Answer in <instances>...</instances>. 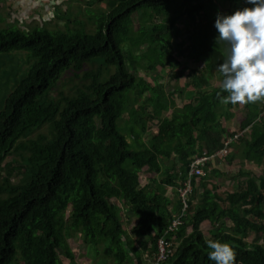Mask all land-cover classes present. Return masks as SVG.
<instances>
[{"label":"trees","instance_id":"trees-1","mask_svg":"<svg viewBox=\"0 0 264 264\" xmlns=\"http://www.w3.org/2000/svg\"><path fill=\"white\" fill-rule=\"evenodd\" d=\"M175 2L89 0L107 7L93 18V32L84 23L74 30H0V55L26 52L36 60L0 109V169L6 165L8 174L0 185V264H76L67 241L79 236L98 254L102 249L98 264H147L143 256H156L162 237L174 245L165 264H215L208 259L209 239L228 243L235 264H264V173L243 168L264 166V101L239 107V132L228 130L225 122L238 105L217 97L227 95L217 71L226 45L215 43L214 27L218 13L232 14L223 11L225 3L234 12L253 5L182 0V28ZM181 58L204 65L188 76L192 99L184 101V89L167 92L141 75L161 69L182 78L187 69ZM63 77L73 84L67 93L56 89ZM43 126L48 132H37ZM100 130L114 150L105 165L95 158ZM219 152L230 164L238 159L242 168L222 172L215 167ZM203 156L210 158L206 176L192 179L188 215L176 233L167 234L183 208L178 190ZM143 169L157 178L141 186ZM110 174L137 185L122 190ZM221 178L236 182L235 190L220 195L214 179ZM115 201L135 219L131 231L141 249ZM205 222L211 225L208 236Z\"/></svg>","mask_w":264,"mask_h":264},{"label":"rangeland","instance_id":"rangeland-1","mask_svg":"<svg viewBox=\"0 0 264 264\" xmlns=\"http://www.w3.org/2000/svg\"><path fill=\"white\" fill-rule=\"evenodd\" d=\"M10 0H0V30L6 28L11 29H18V30H33L36 27H43L46 26V29L49 31L61 29V30H74L80 27H84L83 23L85 24V27L89 32H93L96 29L95 23L93 21V18L99 16L102 11H106L107 7L106 5H99L95 4L90 5L89 0H34L31 5H28V0L25 3L22 2H15L16 8L13 10L9 7L12 5V2H9ZM182 6V0H176L174 5V13H178V16L180 18L179 25L182 27L185 24L186 18H183L181 16L183 10L181 8ZM29 10H27V9ZM234 6L229 5V3L224 4L223 11L225 14L228 12H234ZM18 11V15L15 16V12ZM40 11V12H36ZM59 13V17H61V20H58L56 17L53 16L52 12ZM12 13V16L11 14ZM41 14L39 17H37V20L34 18L32 19L30 16L33 14ZM44 14V17H43ZM9 15V16H8ZM5 16H7V21H5ZM181 16V17H180ZM31 19V20H30ZM14 24L10 26L9 24ZM185 26V25H184ZM183 28V27H182ZM27 30V31H28ZM146 50V49H145ZM144 49L142 50V52ZM180 60L183 61V68L187 69L185 76L179 79H175L174 75L177 74L176 71L172 70H166L161 71V69L158 70V72L151 73L150 75L145 74L144 71H142V76L144 79L149 83H160L163 84L166 88L167 92L173 91L176 87L180 89H184L185 96L184 101H187L189 99L193 98L194 89L190 87L189 85V79L188 76L191 75L192 71L195 70H202L204 68L203 64L198 63H192V61L188 59L181 58ZM36 63V60L34 58H31L28 53L26 52H12L7 55H0V109L3 107V101L4 98L10 94L20 83V81L27 75L31 67ZM94 69V68H92ZM114 70H112L113 72ZM155 74V75H154ZM67 77H63L62 80L57 85L56 89L63 90L65 93L68 92L69 88L73 86V84L67 83ZM66 81V83H65ZM220 81V76H217L216 79L212 82L213 85H218ZM76 84H82L83 82H75ZM66 84V86L63 87V85ZM177 93L174 95V98L178 99ZM53 95H55V92H53ZM52 96V95H51ZM183 101V102H184ZM182 101L179 102L181 105L183 103ZM238 107L232 109L231 116L232 119L228 122H225V125L227 126L228 130L230 132H239V123L242 119V110L239 109L242 105L237 104ZM158 122H154V125L157 126ZM153 129L150 131V133H156L157 129L155 127H152ZM37 132L39 133H47L48 127L43 126L41 127ZM104 140V134L102 130L98 131L96 134V142L100 147V152L95 155V158L101 159L102 163L105 165L108 163L109 159H111L113 155V148L111 146H107L103 143ZM220 156L215 159V167L218 166V168L224 172V173H235L238 169L242 168V166L237 162L238 159H235L233 164H230L229 161H226V158L224 156H221V153H218ZM13 156L9 157L6 161V164L11 162V159ZM20 158V157H18ZM212 162H214V159H212ZM169 162H166V165H169ZM6 166V165H4ZM4 166L0 169V185L3 186L4 178L8 175L7 171L5 170ZM244 169L247 168L251 173L255 175H261L264 173V166L263 167H256V166H249L246 165L243 167ZM110 180L113 184H115L120 189L124 190L130 187H135L137 184L130 181L129 179L118 177L114 174H110ZM151 178H157V174H151L146 171V169H143L140 173V185L144 186L146 183L150 182ZM217 181L215 185L218 188V193L220 195H224L227 191H234L236 182L226 180L224 178L221 179H214ZM12 181H17L16 175L13 174ZM174 190H171V194H175L173 192ZM3 194L0 193V197H2ZM115 204L118 208L117 214L119 215V218L122 221V224L124 228L129 232V234L135 239L136 246L141 249V240L140 238L136 237L132 234L131 229L134 226L135 219L132 218V215L130 212L124 210L121 203L118 201H115ZM211 225L209 222H205L202 225V230L205 233L206 236L209 235ZM211 238V237H210ZM252 239V236L249 238V241ZM68 244L72 245L74 252L76 254V264H98L103 259L102 255V249H100V254H98L92 247L89 245L83 243V240L81 236L78 238H72L68 239ZM261 244L264 245V236H262V239L260 241ZM155 261L156 256H151V260ZM144 259V256H143ZM148 259V255H147ZM63 264H68V261L65 259H61ZM153 261V262H154ZM107 264H114L113 262H108Z\"/></svg>","mask_w":264,"mask_h":264},{"label":"clouds","instance_id":"clouds-1","mask_svg":"<svg viewBox=\"0 0 264 264\" xmlns=\"http://www.w3.org/2000/svg\"><path fill=\"white\" fill-rule=\"evenodd\" d=\"M252 7L231 15L217 14L215 43L225 47L224 62L217 71L221 89L227 95L217 97L223 104L246 105L264 101V0H246ZM208 259L215 264H235L236 253L228 243L209 239Z\"/></svg>","mask_w":264,"mask_h":264},{"label":"built area","instance_id":"built-area-1","mask_svg":"<svg viewBox=\"0 0 264 264\" xmlns=\"http://www.w3.org/2000/svg\"><path fill=\"white\" fill-rule=\"evenodd\" d=\"M210 162V158L203 156L198 159V161L191 165V171L189 174V180L184 183V187H181L178 192L179 196L183 202V208L179 214H177L172 221L169 228H167L166 233H176L180 226L183 225V218L188 215L189 209V197L193 192L192 179L193 178H202L206 176L205 166ZM174 245L171 241L167 240V237H162L157 242V253L156 258L153 264H165L172 256L174 252Z\"/></svg>","mask_w":264,"mask_h":264},{"label":"crops","instance_id":"crops-1","mask_svg":"<svg viewBox=\"0 0 264 264\" xmlns=\"http://www.w3.org/2000/svg\"><path fill=\"white\" fill-rule=\"evenodd\" d=\"M18 1L19 2H22V3H25V2H27L28 0H10L9 2H12L13 4H15V5H13V8H16V3L15 2H17L18 3ZM34 0H31V1H28L27 3H28V5H31L32 4V2H33ZM27 9V8H26ZM27 10H29V9H27ZM36 12H40V11H36ZM41 13V12H40ZM16 15H18V11H16V13H15V16ZM41 14H32L30 17L33 19H35V20H37V17H39ZM6 18H7V16H5ZM43 17H44V14H43ZM31 20V19H30ZM143 261L144 262H146L147 264H152L153 263V261L152 260H150L149 258L147 259V255H144V259H143Z\"/></svg>","mask_w":264,"mask_h":264}]
</instances>
